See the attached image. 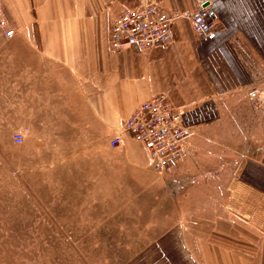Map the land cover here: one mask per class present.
Here are the masks:
<instances>
[{
  "label": "crops",
  "instance_id": "obj_1",
  "mask_svg": "<svg viewBox=\"0 0 264 264\" xmlns=\"http://www.w3.org/2000/svg\"><path fill=\"white\" fill-rule=\"evenodd\" d=\"M162 1L178 13L209 2L214 38L196 35L180 18L169 44L114 52L110 16L123 13L120 2L0 0L9 108H87L106 137L142 103L166 93L198 132L190 144L194 156L167 172L177 188L199 171L208 180L192 188L217 200L185 202L201 210L185 222L183 247L172 248L167 242L182 238L167 231L127 264H264V0ZM9 30L15 34L6 39ZM116 150L98 153L100 170L115 156L130 170L154 172L148 149L129 133ZM175 187L173 195L189 192Z\"/></svg>",
  "mask_w": 264,
  "mask_h": 264
},
{
  "label": "rangeland",
  "instance_id": "obj_2",
  "mask_svg": "<svg viewBox=\"0 0 264 264\" xmlns=\"http://www.w3.org/2000/svg\"><path fill=\"white\" fill-rule=\"evenodd\" d=\"M8 58L0 50V264H127L167 231L183 247L201 210L185 202L217 200L192 188L208 178L198 171L176 188L167 171L140 174L115 156L100 170L116 130L104 137L87 108H9Z\"/></svg>",
  "mask_w": 264,
  "mask_h": 264
},
{
  "label": "built area",
  "instance_id": "obj_3",
  "mask_svg": "<svg viewBox=\"0 0 264 264\" xmlns=\"http://www.w3.org/2000/svg\"><path fill=\"white\" fill-rule=\"evenodd\" d=\"M116 1L123 4L124 10L121 15L110 17V46L114 52H123L131 46L144 52L169 44L172 26L180 18L192 24L196 35L215 36L216 24L208 19L207 1L196 10L184 13L167 9L162 0ZM14 34V30L7 31L6 39ZM258 92L259 87H254L250 94L255 96ZM124 133L146 146L154 168L160 172H166L170 165H179L186 156H194L190 144L198 134L194 127L184 123L182 110L172 104L166 93L153 95L134 110L122 128L110 137L112 149L121 145ZM24 140V134L18 133L16 141L23 143Z\"/></svg>",
  "mask_w": 264,
  "mask_h": 264
}]
</instances>
